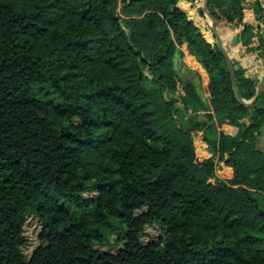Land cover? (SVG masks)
<instances>
[{"label": "trees", "instance_id": "obj_1", "mask_svg": "<svg viewBox=\"0 0 264 264\" xmlns=\"http://www.w3.org/2000/svg\"><path fill=\"white\" fill-rule=\"evenodd\" d=\"M193 1L0 0V264H264V91L237 102ZM243 2L207 0L225 35L248 44ZM254 11L259 29L258 0ZM183 43L207 98L193 81L165 96ZM234 73L249 99L257 80ZM180 111L206 119L190 116L184 134ZM225 123L238 132L218 133ZM199 131L207 149L194 146ZM28 216L40 229L26 255ZM112 218L126 229L103 250ZM151 226L163 234L143 240Z\"/></svg>", "mask_w": 264, "mask_h": 264}, {"label": "crops", "instance_id": "obj_2", "mask_svg": "<svg viewBox=\"0 0 264 264\" xmlns=\"http://www.w3.org/2000/svg\"><path fill=\"white\" fill-rule=\"evenodd\" d=\"M197 1L198 0L193 1L195 3V5L193 7L194 9H198L201 7V4H199L197 6ZM256 1L257 0H244V2H243L245 9L248 8L249 13L253 15V17L251 18V21L248 20L249 16L247 17V23L252 25L253 33H254V36L252 37L251 42H249L248 44H243L242 42H240L236 46L237 50L234 49L235 47H229L227 45L226 46L228 48L229 53L231 54V58L233 60V63L235 65H237L238 67H240V69L243 71L244 76L251 78V79H256L258 81L260 78L262 69H263V65H264L263 61H262L264 59V55H263L264 53L262 50L263 48L259 47V44H254L255 43L254 38L256 37V31L258 30L257 29L258 21L256 18V14L252 12V7H254V3ZM258 1L264 9V0H258ZM193 2H188L187 4L189 5ZM200 3H201V0H200ZM198 14L199 13H197V16H198ZM193 21H194V19H193ZM200 26H201L200 28L202 29L203 28L202 25H200ZM202 30H204V29H202ZM225 32H227V31H225ZM224 36H226V38L229 39V35L224 34ZM258 41H259V39H258ZM179 50H180V53H178L176 55L178 58L177 63L178 64L184 63L186 65V67L189 68V71L196 72V73L200 74L203 95L205 98H207V95L205 92V76L195 66L194 56L191 55L190 52L188 51L186 43H183L179 47ZM174 61H175V59H174ZM186 62H187V64H186ZM181 94H183L182 87H178V85H177V91L175 92V96L179 97ZM209 112L212 113L211 111H209ZM198 113L199 114H205V111H198ZM200 119L203 120L204 118L200 117ZM213 119H215L214 116H213ZM240 121L244 122V123H248V117H243ZM220 131H222L224 134L235 135L238 132V127L235 125L229 124V123H225L221 128L217 127V132L219 133ZM203 137H204L203 131H199L198 136L194 137V139H193L194 146L196 147L197 150L207 149V144L204 141ZM258 146L264 150V130L261 133V135L259 136ZM217 177H219V176H217Z\"/></svg>", "mask_w": 264, "mask_h": 264}, {"label": "rangeland", "instance_id": "obj_3", "mask_svg": "<svg viewBox=\"0 0 264 264\" xmlns=\"http://www.w3.org/2000/svg\"><path fill=\"white\" fill-rule=\"evenodd\" d=\"M194 5H195L194 2L189 4V6H191L192 8L194 7ZM246 11H247V13H249L248 8L246 9ZM252 12L255 13L254 7H252ZM248 16H249L248 20L251 21V18L253 17V15L249 13ZM193 19H194V23L197 24L199 27H201L200 25H202V27H203L202 29H204V30L210 29L211 22H210V20H208V17H207V15L204 14V12H202V14H198V16L194 17ZM201 19H203V22H201ZM261 25H262V23H261ZM260 30H261V26L256 31V37L254 38V40H255L254 44H259V47H261V46H260V43L258 41L257 32L260 34ZM223 38H224V40L227 39L226 36H224V35H223ZM225 43L228 46L227 42H225ZM174 59H175V61H174L175 68L177 70L178 78H179L178 87H182L184 81H193L198 85L200 92L203 94L202 85H201L200 80L197 78V73L189 71V68L186 67V65L184 63L178 64L177 63V59H178L177 56ZM262 61L264 64V59ZM186 64H187V62H186ZM36 94L38 97H43V94L38 92V91L36 92ZM171 95L174 96L175 98H177V96H175V93L174 94H170V93L165 94L166 98H169ZM178 103L180 104L179 109L182 110V108H183L182 104L180 102H178ZM186 114H187V116L194 117L196 120L200 117H203L204 119H206L205 114H199V113L193 114V112H187ZM197 136H198V132H196L194 137H197ZM215 180H216V178L212 179V181H214V182H215ZM87 195L91 196V193H87ZM67 204L70 206L71 210L77 211V209L74 205L70 204L69 202H67ZM111 221H112L111 227L101 226V232L105 235L106 241L103 244L97 245V247L100 249L115 250V246H110L109 244H114L115 240L120 238L123 235V233L125 232L126 224L124 222H122L121 220L116 219V218H112ZM39 229H40V224H39L38 219L35 216H28L26 221H25V225H24V235L27 238V243L22 247V250L26 255H29L30 252H32V250L39 244L38 237H37ZM162 234H163L162 229H160L157 226H151V227L146 228L142 239L148 240V239H152V238H156L158 236H161Z\"/></svg>", "mask_w": 264, "mask_h": 264}, {"label": "water", "instance_id": "obj_4", "mask_svg": "<svg viewBox=\"0 0 264 264\" xmlns=\"http://www.w3.org/2000/svg\"><path fill=\"white\" fill-rule=\"evenodd\" d=\"M200 8L202 12H204V14L207 15V17L211 22L210 25V29L212 31L211 37L213 38L214 43L216 44L217 48L224 57L235 99L237 100V102H239L244 106L247 107L252 106L257 100V98L260 96V94L264 91V65L260 78L256 83V88L253 95L249 99L242 97L239 92L237 79L234 73V63L225 43L227 42L229 47H236L240 42L237 41L236 34L233 33L232 30L230 32L229 39L224 40L223 35L226 32L220 28L219 22L212 16L207 4V0H201ZM228 28L231 29L230 27ZM260 36L262 38V41L264 42V21L261 25ZM179 107H180L179 103H176L175 109H179ZM174 119L176 126L180 129L182 133L192 134V132L195 131L192 118L190 116H187V114L184 111H180L179 114L176 115Z\"/></svg>", "mask_w": 264, "mask_h": 264}, {"label": "bare ground", "instance_id": "obj_5", "mask_svg": "<svg viewBox=\"0 0 264 264\" xmlns=\"http://www.w3.org/2000/svg\"><path fill=\"white\" fill-rule=\"evenodd\" d=\"M208 20H209V18H208Z\"/></svg>", "mask_w": 264, "mask_h": 264}]
</instances>
